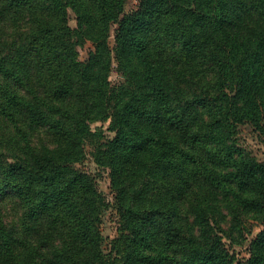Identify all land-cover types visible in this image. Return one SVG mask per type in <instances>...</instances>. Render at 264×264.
Instances as JSON below:
<instances>
[{
  "label": "trees",
  "instance_id": "1",
  "mask_svg": "<svg viewBox=\"0 0 264 264\" xmlns=\"http://www.w3.org/2000/svg\"><path fill=\"white\" fill-rule=\"evenodd\" d=\"M123 2L0 0V264H264V228L244 259L224 241L264 223V162L235 142L264 139V0Z\"/></svg>",
  "mask_w": 264,
  "mask_h": 264
},
{
  "label": "rangeland",
  "instance_id": "2",
  "mask_svg": "<svg viewBox=\"0 0 264 264\" xmlns=\"http://www.w3.org/2000/svg\"><path fill=\"white\" fill-rule=\"evenodd\" d=\"M137 4L138 0H124L122 14L135 9ZM69 25L71 27L76 26V21L72 11H69ZM116 27V23L111 24L109 36L107 39V43L111 48H113L114 46V30ZM92 49L93 44L88 40L78 45L77 50L79 52V58L81 60H85L88 57L89 51ZM115 69L116 62H114L113 64V71L110 75L112 83H117L121 79L120 74ZM91 126L92 128L102 127L105 130V134L107 136L113 135V133L107 129V121L93 122ZM235 142L238 147L241 148L242 152L249 155L250 157L255 158L258 161L264 162V139L261 137L259 132L254 129L249 123H238L235 126ZM87 151L88 156L82 163L81 167L90 172L95 177L99 191H101V193L105 196V198H107L108 201H111L112 190L109 170L94 163L91 155L89 154L90 147H87ZM117 224L118 218L115 212L111 208L105 210L101 223V231L103 236L105 237V241L103 242V248L105 251H107L109 248L108 240L117 235ZM244 224L246 226V229L243 232L244 238L240 242H235V240L224 238L226 247L228 248L229 252L232 253L235 257L241 259L249 257L248 247L251 240L261 229L264 228V223H259L251 219L244 220ZM235 236L237 237L238 234H235Z\"/></svg>",
  "mask_w": 264,
  "mask_h": 264
}]
</instances>
